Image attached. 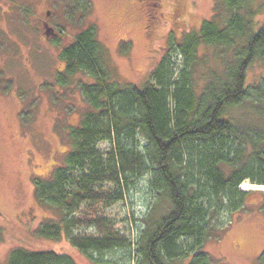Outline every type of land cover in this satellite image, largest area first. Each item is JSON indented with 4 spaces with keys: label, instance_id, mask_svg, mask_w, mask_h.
Returning <instances> with one entry per match:
<instances>
[{
    "label": "trees",
    "instance_id": "obj_1",
    "mask_svg": "<svg viewBox=\"0 0 264 264\" xmlns=\"http://www.w3.org/2000/svg\"><path fill=\"white\" fill-rule=\"evenodd\" d=\"M217 1L215 16L205 19L198 31L169 37L171 51L185 58L178 78L175 62L164 56L141 84L112 81L95 25L63 49L65 70L58 73L59 82L78 71L92 74L96 81L81 85L91 109L71 129L73 148L65 166L57 167L50 180L34 181L40 205L61 216L41 225L39 235L58 239L83 225L84 231L71 242L86 255L127 248L124 263L106 264H174L184 247L180 241L192 238L191 252L180 253L188 264L220 263L204 249L212 230L210 207L221 199L232 206L244 201L253 193L240 190L246 179L264 185V128L241 124L230 115L232 108L250 101L253 115L264 121V80L247 82L252 63L264 61V23L253 26L251 0ZM88 5L89 0H77L71 14ZM202 46L213 47L224 68L222 73L205 74V86L198 93L196 72L209 59L199 58ZM98 139L111 143L106 161L93 149ZM88 166L89 172L78 178L68 174ZM145 173L157 197L136 242L117 233L102 215L87 220L74 216L83 203L112 201L110 195L93 191L97 183L110 180L121 186V180ZM68 184L75 186L67 190ZM161 202L165 210L157 212ZM7 264L77 263L54 250L16 248Z\"/></svg>",
    "mask_w": 264,
    "mask_h": 264
},
{
    "label": "rangeland",
    "instance_id": "obj_2",
    "mask_svg": "<svg viewBox=\"0 0 264 264\" xmlns=\"http://www.w3.org/2000/svg\"><path fill=\"white\" fill-rule=\"evenodd\" d=\"M81 12L71 9L77 0H0V264H7L16 248L54 250L71 255L77 264L124 263L127 248L86 255L72 242V236L85 227L64 232L58 239L43 237L38 229L46 222L61 219L56 209L40 205L34 181L52 179L59 166H65L72 151V127L81 121L91 104L82 86L96 78L78 71L64 83L58 73L65 70L63 49L76 35L91 25L105 48V60L112 81L141 84L147 81L164 56L176 64L180 77L185 58L171 51L172 33L183 35L198 31L205 19L215 16L217 0H89ZM255 11L253 26L264 23V0H251ZM248 9V7H247ZM52 28L51 31L47 28ZM205 67L199 64L195 85L201 93L212 70L222 73L223 64L215 57L213 47L202 46L198 52ZM264 80V61L256 60L249 67L250 85ZM246 101L232 108L230 115L241 124L264 121L254 116ZM144 140L140 138V146ZM93 149L104 161L109 157L111 143L98 139ZM76 169L68 174L78 178L89 172ZM246 189L243 186H246ZM75 185L68 184L67 190ZM264 185L246 179L240 190L253 191L244 201L232 206L219 200L210 207L211 233L204 249L214 263L264 264ZM93 191L110 195L112 201L99 205L83 203L74 214L87 220L104 216L111 227L125 239L136 242L145 228L156 201V193L145 173L137 178L121 180V186L107 180L97 183ZM116 196L122 199L116 201ZM165 210L162 202L157 212ZM194 239H182L180 252L189 249ZM178 254L174 264H188ZM219 263V264H220Z\"/></svg>",
    "mask_w": 264,
    "mask_h": 264
},
{
    "label": "water",
    "instance_id": "obj_3",
    "mask_svg": "<svg viewBox=\"0 0 264 264\" xmlns=\"http://www.w3.org/2000/svg\"><path fill=\"white\" fill-rule=\"evenodd\" d=\"M47 27H48V26H47ZM48 30H49V31H51V30H52V28H49V27H48V28H47V32H48ZM48 33H49V32H48ZM263 190H264V189H263Z\"/></svg>",
    "mask_w": 264,
    "mask_h": 264
},
{
    "label": "flooded vegetation",
    "instance_id": "obj_4",
    "mask_svg": "<svg viewBox=\"0 0 264 264\" xmlns=\"http://www.w3.org/2000/svg\"><path fill=\"white\" fill-rule=\"evenodd\" d=\"M138 1H141V0H138ZM153 1V3H155L156 2V0H152Z\"/></svg>",
    "mask_w": 264,
    "mask_h": 264
},
{
    "label": "bare ground",
    "instance_id": "obj_5",
    "mask_svg": "<svg viewBox=\"0 0 264 264\" xmlns=\"http://www.w3.org/2000/svg\"><path fill=\"white\" fill-rule=\"evenodd\" d=\"M245 187H247V185L246 186H243L244 189H246ZM262 188H264V187H262Z\"/></svg>",
    "mask_w": 264,
    "mask_h": 264
}]
</instances>
